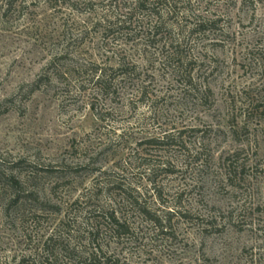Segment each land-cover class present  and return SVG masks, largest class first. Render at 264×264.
Returning a JSON list of instances; mask_svg holds the SVG:
<instances>
[{"label":"rangeland","instance_id":"rangeland-1","mask_svg":"<svg viewBox=\"0 0 264 264\" xmlns=\"http://www.w3.org/2000/svg\"><path fill=\"white\" fill-rule=\"evenodd\" d=\"M138 1L0 0V264H264V0Z\"/></svg>","mask_w":264,"mask_h":264},{"label":"trees","instance_id":"trees-1","mask_svg":"<svg viewBox=\"0 0 264 264\" xmlns=\"http://www.w3.org/2000/svg\"><path fill=\"white\" fill-rule=\"evenodd\" d=\"M15 3V0H7V2H6V5H5V10L4 11H9L11 8H12V6H13V4ZM145 1L144 0H139L136 4H135V8L136 7H142V6H144L145 4ZM119 21L120 22H125V20L124 19H119ZM156 26V25H155ZM149 31H150V29H149ZM103 70H101L100 71V75L98 76V78H97V83H98V85L99 86H103L104 84H105V73L104 72H102ZM33 85V88H32V90H34V88H36V83H34V84H32ZM106 85V84H105ZM0 174L1 175H3V176H5L4 175V173H2L1 171H0ZM13 183H15V184H17V180H16V178L15 177H10L9 178ZM111 219H112V222H113V224L114 225H116V226H119V227H121V223L113 216V215H111Z\"/></svg>","mask_w":264,"mask_h":264}]
</instances>
